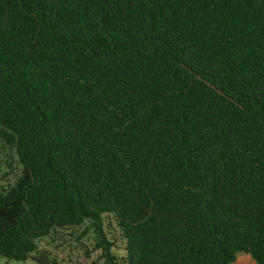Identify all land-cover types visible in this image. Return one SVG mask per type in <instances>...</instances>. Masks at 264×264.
I'll list each match as a JSON object with an SVG mask.
<instances>
[{
	"label": "trees",
	"instance_id": "obj_1",
	"mask_svg": "<svg viewBox=\"0 0 264 264\" xmlns=\"http://www.w3.org/2000/svg\"><path fill=\"white\" fill-rule=\"evenodd\" d=\"M0 140L6 260L264 264V0H0Z\"/></svg>",
	"mask_w": 264,
	"mask_h": 264
},
{
	"label": "rangeland",
	"instance_id": "obj_2",
	"mask_svg": "<svg viewBox=\"0 0 264 264\" xmlns=\"http://www.w3.org/2000/svg\"><path fill=\"white\" fill-rule=\"evenodd\" d=\"M20 175L15 151L0 140V192L11 187ZM108 236L113 242V254L122 256L124 244L119 237V230L114 224H107ZM75 235L45 239L41 245L57 256L64 264H105L101 250H96L95 234L86 228H80ZM0 264H38L32 260L16 262L0 257ZM234 264H254L251 257L239 254Z\"/></svg>",
	"mask_w": 264,
	"mask_h": 264
},
{
	"label": "crops",
	"instance_id": "obj_3",
	"mask_svg": "<svg viewBox=\"0 0 264 264\" xmlns=\"http://www.w3.org/2000/svg\"><path fill=\"white\" fill-rule=\"evenodd\" d=\"M254 264H255V262H254Z\"/></svg>",
	"mask_w": 264,
	"mask_h": 264
}]
</instances>
